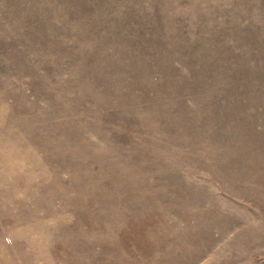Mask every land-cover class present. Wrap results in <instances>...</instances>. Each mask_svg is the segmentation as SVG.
I'll list each match as a JSON object with an SVG mask.
<instances>
[{"label": "rangeland", "instance_id": "obj_1", "mask_svg": "<svg viewBox=\"0 0 264 264\" xmlns=\"http://www.w3.org/2000/svg\"><path fill=\"white\" fill-rule=\"evenodd\" d=\"M0 264H264V0H0Z\"/></svg>", "mask_w": 264, "mask_h": 264}]
</instances>
